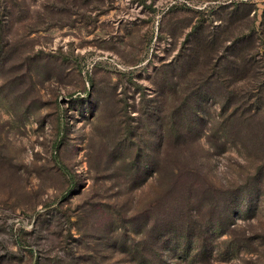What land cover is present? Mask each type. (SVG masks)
<instances>
[{"label": "rangeland", "instance_id": "obj_1", "mask_svg": "<svg viewBox=\"0 0 264 264\" xmlns=\"http://www.w3.org/2000/svg\"><path fill=\"white\" fill-rule=\"evenodd\" d=\"M0 264H264V0H0Z\"/></svg>", "mask_w": 264, "mask_h": 264}]
</instances>
